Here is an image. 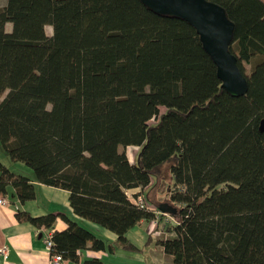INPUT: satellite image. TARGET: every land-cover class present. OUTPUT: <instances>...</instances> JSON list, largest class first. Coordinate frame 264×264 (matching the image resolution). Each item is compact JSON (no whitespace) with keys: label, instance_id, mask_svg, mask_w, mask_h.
Returning <instances> with one entry per match:
<instances>
[{"label":"trees","instance_id":"trees-1","mask_svg":"<svg viewBox=\"0 0 264 264\" xmlns=\"http://www.w3.org/2000/svg\"><path fill=\"white\" fill-rule=\"evenodd\" d=\"M212 1L234 23L240 96L221 87L190 23L141 0H5L0 146L32 175L0 159V194L10 185L23 202L34 181L64 188L76 215L129 247L126 232L155 217L129 200L138 186L175 219L161 226L173 235L155 242L176 264H264V0ZM128 145L138 147L133 161ZM164 176L168 195L157 199ZM16 215L49 230L65 218L52 247L77 264H103L80 260L87 246L114 247L60 211Z\"/></svg>","mask_w":264,"mask_h":264},{"label":"crops","instance_id":"crops-1","mask_svg":"<svg viewBox=\"0 0 264 264\" xmlns=\"http://www.w3.org/2000/svg\"><path fill=\"white\" fill-rule=\"evenodd\" d=\"M129 147L133 149L134 145L126 146V148ZM137 148L136 146L132 151ZM128 159L130 160L129 157ZM133 159L134 155L130 161ZM10 162L15 164L20 161L10 159ZM20 171H23L25 175H32V173L25 172L21 165ZM33 183L35 196L32 199L21 202L10 185L7 186L6 192L0 194V197L4 196L7 199V201L0 202V246H5L7 249L5 254L0 253V264H50L42 239L43 232L47 229L43 226L38 227L28 220L18 219L17 212H28L32 216H39L47 212L60 211L68 217L78 220L93 233L102 237L106 243L114 244L117 237L115 232L81 218L72 211L68 190L36 181ZM138 189L137 186L128 188L126 191L130 190L131 193ZM150 223V221L140 220L135 226H147V229H133V226L126 232V237L132 246L123 247L114 244L112 250L93 249L87 246L79 251L80 260L95 256L99 257L103 264H176L171 255L163 251L162 245L155 242L156 239L170 237L171 233L161 229H151L148 226ZM67 225L65 218L57 216L52 230H61ZM89 244L90 242L87 243V245ZM61 264L77 263L65 259Z\"/></svg>","mask_w":264,"mask_h":264},{"label":"water","instance_id":"water-1","mask_svg":"<svg viewBox=\"0 0 264 264\" xmlns=\"http://www.w3.org/2000/svg\"><path fill=\"white\" fill-rule=\"evenodd\" d=\"M151 10L186 20L197 32L205 51L216 66L221 87L232 96L246 92L247 80L240 71L236 56L229 50L234 23L222 6L212 0H141ZM264 119L259 129L263 130ZM159 210L166 212L164 207Z\"/></svg>","mask_w":264,"mask_h":264},{"label":"rangeland","instance_id":"rangeland-1","mask_svg":"<svg viewBox=\"0 0 264 264\" xmlns=\"http://www.w3.org/2000/svg\"><path fill=\"white\" fill-rule=\"evenodd\" d=\"M5 0H0V7L4 4ZM11 28V23L10 22H6L5 23V29L6 30H10ZM44 29L46 34L50 35L51 34V26L49 24H45L44 25ZM244 67H245V71L248 72L249 71V67L250 65L248 63H244ZM136 146H134L133 149H135ZM119 149H122V147L120 146ZM132 147L130 148H125V152L128 155V157L132 158V156L134 155V152ZM0 159L2 160V162H4L5 164H7L9 166V168L11 169V171L16 172V173H23V171H20V165L23 167V169L25 170V172H29L32 173V169L30 167H28L27 165H25L23 162H16L15 164H13L12 162H10V157L5 153V151L2 149V147L0 146ZM21 163V164H20ZM166 164L163 165L162 167H164V169H166ZM24 174V173H23ZM165 177V176H164ZM159 178L158 179V183L156 184L155 191L153 192V196L156 197L157 199H163L165 198L168 194H167V184H168V180L165 177ZM130 191V190H129ZM128 191V193H130ZM152 193V192H151ZM158 220L157 224L151 222L150 224H148V226L151 229H161L162 223H168V222H172L171 220L166 221L165 220V215L163 217H158L156 218V221ZM147 226H134L133 229H147ZM173 235V234H170ZM139 243L141 241H138Z\"/></svg>","mask_w":264,"mask_h":264},{"label":"built area","instance_id":"built-area-1","mask_svg":"<svg viewBox=\"0 0 264 264\" xmlns=\"http://www.w3.org/2000/svg\"><path fill=\"white\" fill-rule=\"evenodd\" d=\"M126 193H127L129 200L133 202L134 204H136L137 206L152 209L153 213L155 214V217L150 222L157 224L156 218L157 216L159 217L161 213L165 215L166 221H169V220L175 221L174 217H172L167 212H162L155 206L149 205L148 202L145 200V195L143 191L140 188L137 191H134L131 193H128V191H126ZM4 201H7V199L4 196L0 197V202H4ZM51 234H52V230H49V229L43 232L42 239H43L44 247L48 253L50 264H61L65 259L63 258L60 252L56 251L52 247L53 241H52ZM6 251L7 249L5 246H0V253L5 254Z\"/></svg>","mask_w":264,"mask_h":264}]
</instances>
